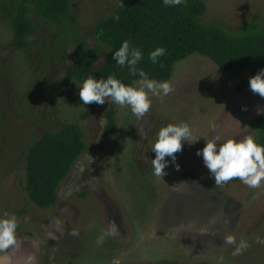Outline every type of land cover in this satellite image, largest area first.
Wrapping results in <instances>:
<instances>
[{
    "label": "rangeland",
    "instance_id": "374dc122",
    "mask_svg": "<svg viewBox=\"0 0 264 264\" xmlns=\"http://www.w3.org/2000/svg\"><path fill=\"white\" fill-rule=\"evenodd\" d=\"M120 0H72L71 19L90 46L95 25ZM203 19L229 31L259 19L264 0H205ZM32 46L17 51L0 9V264H264V164L243 149L264 110V72L222 70L195 52L165 83L145 77L103 95L81 119L95 82L64 86L75 42L34 15ZM104 52L95 63L106 58ZM116 106L117 129L104 137ZM79 122L87 151L59 189L56 206L28 199L27 154L46 128Z\"/></svg>",
    "mask_w": 264,
    "mask_h": 264
},
{
    "label": "trees",
    "instance_id": "16d2710c",
    "mask_svg": "<svg viewBox=\"0 0 264 264\" xmlns=\"http://www.w3.org/2000/svg\"><path fill=\"white\" fill-rule=\"evenodd\" d=\"M1 11L13 24L14 49L32 46L38 27L34 15L62 29L60 38L75 42V64L62 80L64 86L84 82L90 74L95 82L93 96L81 119L91 118L106 93L120 95L141 79L165 83L175 64L198 52L211 58L222 70L240 73L252 67L264 72V24L254 19L238 31H229L217 22L203 19L205 0H120L118 7L94 28L97 46H90L71 19L72 0H0ZM107 53L95 68L99 56ZM104 137L117 129L116 106L107 112ZM256 139L243 149L255 166L264 164V110L250 121ZM86 133L79 122L61 128H46L27 154L26 191L28 199L42 208L56 206L59 189L74 163L87 151ZM19 222L0 226V241L15 234Z\"/></svg>",
    "mask_w": 264,
    "mask_h": 264
},
{
    "label": "flooded vegetation",
    "instance_id": "af4514ba",
    "mask_svg": "<svg viewBox=\"0 0 264 264\" xmlns=\"http://www.w3.org/2000/svg\"><path fill=\"white\" fill-rule=\"evenodd\" d=\"M72 171V170H71ZM71 173V172H70ZM70 175V174H69Z\"/></svg>",
    "mask_w": 264,
    "mask_h": 264
}]
</instances>
